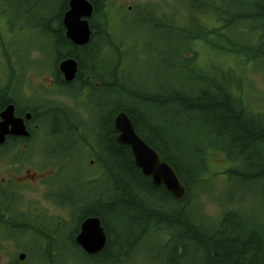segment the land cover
I'll list each match as a JSON object with an SVG mask.
<instances>
[{"label":"trees","instance_id":"16d2710c","mask_svg":"<svg viewBox=\"0 0 264 264\" xmlns=\"http://www.w3.org/2000/svg\"><path fill=\"white\" fill-rule=\"evenodd\" d=\"M87 1L94 5V13L89 20L90 41L82 48L67 41L55 25L67 3L59 5L55 15L42 7L27 13L36 16L33 28L49 42L50 51L39 54L53 55L50 67L45 59L34 65L54 70L57 80H61L58 60L71 58L78 66L81 86L67 93L75 97L72 108L64 112L60 105L54 109L62 112L51 117L62 121L66 133H73L75 139L69 146L83 144L102 178L111 183L101 193L72 201L71 216L76 222L72 248L86 264H126L146 239L159 235L163 245L149 261L152 264H264V219L258 217L264 213V101L259 109L254 106L247 68L264 60V0H226V5L225 0H204L201 8L213 25L202 24L191 11L183 25H160L173 38L156 52L173 74L167 87L159 90L126 84L117 59L110 69L100 65L96 57L101 52L110 50L117 56L121 52L110 32L109 18L105 13L99 18L106 0ZM190 9L194 11V6ZM203 46L221 61L202 66L198 55ZM232 58L240 68L229 65ZM90 92L96 104L89 102ZM83 110L89 117L103 112L86 135L79 116ZM120 112L126 113L136 134L176 172L187 189L184 200L177 202L164 188H154L135 167L129 148L116 143L113 119ZM216 155H223L227 164L222 173L211 170ZM207 175L225 176L227 183L245 195L239 202L227 201L228 207L216 219H201L195 213ZM258 200L254 208L258 214H247V203L251 206ZM88 217L99 218L107 238L104 250L95 256H87L74 243L81 221Z\"/></svg>","mask_w":264,"mask_h":264},{"label":"rangeland","instance_id":"374dc122","mask_svg":"<svg viewBox=\"0 0 264 264\" xmlns=\"http://www.w3.org/2000/svg\"><path fill=\"white\" fill-rule=\"evenodd\" d=\"M56 1L23 0L18 6L21 8L20 11L22 12L18 14L19 18L17 23H13L10 30L6 27L5 29L1 27L2 37L6 38L4 43L8 45V42H10L11 46L17 48L21 55L19 57V64L25 66L30 63V60L34 61L33 63L37 62V64H39L40 61H44L45 59L50 66L53 55L50 53L48 57H45L39 54L41 50L50 51L49 42L45 39L46 36L42 32L33 28L36 23V16L34 14L27 15L26 9L34 4L36 8H44L47 14L55 15L60 11V8L56 6ZM62 1L63 0H59L58 3ZM189 1L190 0H106L104 8L101 9L102 12H100L99 18L102 17V13H105L106 17L109 18L112 28L110 32L113 34L114 42L120 48L121 55L117 56L110 50H108L106 54L101 52L100 55L96 57L100 65L104 64L106 69H110L112 67V62L117 59V62L122 64L120 71L125 76L126 84L135 88L141 87L142 89L153 88L154 90H159L160 87L166 88L168 85V78L172 76L173 73L167 66L159 61V55L156 51L159 48L163 49L169 46V39L173 38V34L162 29L160 25H165V23H170L173 27L183 25L187 22L186 17L189 15L190 11L195 13L196 19L202 24L209 23L213 25L214 23L212 18H206L204 16V11L201 8L204 0H194V4L192 0ZM224 5H226V0ZM144 6L152 8L148 13L134 11L136 9H143L145 8ZM192 6H194V11L190 9ZM11 46H8L7 50L5 47L0 46V56L2 52L4 54V52L11 50ZM198 60L199 63L205 67H210L212 63L216 65L221 61V59L217 60L216 54L206 46L200 47ZM228 63L233 68L236 66H238V68L241 67L233 58L228 59ZM43 65L44 64H41V66L35 68V70L29 65L26 69L29 72L25 76L27 79L24 81V86L28 97L31 96L29 90L30 85H36L40 91H47V88H50V81L48 79L50 76L49 73L45 71H50L51 69L49 68L50 70H47V67H43ZM247 68L251 71L248 78L252 86V101L254 106L258 108L261 106L262 101H264V60L255 63V65L250 64ZM12 70V65L6 64L5 71ZM31 70L33 71L31 72ZM30 77L35 80L36 84L29 80ZM50 91H52L50 93L54 95L49 97V100L52 101L56 107L62 105L68 109L72 108V102L56 94V89L53 91V89L50 88ZM102 113L98 115L94 114L93 117L90 116L83 120L85 124L84 134L90 132L96 119ZM79 116L83 119L87 116V113L83 110L82 114H79ZM65 128L66 126L62 125L53 127L48 125L47 129L52 131L55 135H51V137L47 136L46 141H52L56 148L65 140L70 143L72 140L62 131ZM77 146L79 147L80 144ZM81 149L83 153H86L87 148H85V146H81L80 151ZM86 155L88 157L86 165L84 156H73L70 164L61 171V174L58 173V170L52 171V173L44 179V182L41 183L40 181V183L36 185L35 197H30L28 193L24 194V199L26 200L31 198V200L38 199L40 201V199H44L46 194L50 192L55 203L71 202L68 208L66 207L63 209L57 205L55 206L52 202L45 204V202H47L45 199L42 201L44 207L48 210V216L50 218L52 217L55 220L54 222L52 218L50 219L51 221H48L41 212L38 216L29 214V218L34 221L33 223H36L37 226H40V224L49 225L50 228L54 230L55 236L49 240V244L47 242L45 243L46 238H27L23 237L21 233L15 235L11 228L7 231V233L10 235L12 234L16 240L22 238V240L19 241H22L24 252L28 253L27 258H29L28 262H30V264H86V260L83 258L82 254L71 246V236L76 228V222L71 217L72 201L85 200L94 196L97 192L101 193L106 186H111V183L108 184L106 180L102 178L100 168L92 165L93 160L90 159L89 153ZM214 159L215 163L211 166V170L215 173H222L227 167V164H224L223 155H216ZM67 160L69 161V159ZM36 162L40 167L46 161L38 158ZM213 174L214 173H212V175ZM210 177L208 175L205 177L206 183L198 192L199 197L195 203V213L197 217L199 216L201 219H216L228 207L226 206L227 201L233 203H235L234 201L239 202V200L244 199L243 197L245 196L241 190L233 187L232 182L229 181L227 183L225 176L218 175ZM226 189H228V191ZM245 199L246 202L250 200L248 195ZM258 204L259 200L251 206L247 203L246 213L250 215L258 214V208L254 209ZM233 206L238 207L236 204ZM259 215L264 219V213L259 212L258 217ZM32 221L29 222L32 223ZM62 222L65 223L62 224ZM45 236H47V234ZM4 241L0 238L1 262L8 264L11 263L12 259L15 260V258H17L16 256L19 250L16 244L12 243L13 241ZM162 245L163 239L159 235L157 237H150L149 240L146 239L138 250L135 251L132 256L133 258L128 263L152 264L149 261L155 257ZM4 251L6 252L5 255H3ZM42 254L44 255L42 256Z\"/></svg>","mask_w":264,"mask_h":264},{"label":"flooded vegetation","instance_id":"af4514ba","mask_svg":"<svg viewBox=\"0 0 264 264\" xmlns=\"http://www.w3.org/2000/svg\"><path fill=\"white\" fill-rule=\"evenodd\" d=\"M59 1V0H58ZM70 0H63L58 3L60 8L63 3H67V9L63 11L61 21L55 23L57 27L63 30L65 35V28L63 26V16L68 11ZM23 0H0V29H11L13 23H17L18 14H21V8L18 6ZM61 5V6H59ZM37 11L36 6L33 4L26 9V12L35 13ZM14 12V13H13ZM4 15V17H3ZM0 46L5 47L7 50L11 43L8 45L4 43L5 37H2V29L0 32ZM73 46L82 48L84 46H76L69 39H67ZM12 47V46H11ZM1 50V49H0ZM20 53L17 48L12 47L7 52H2L0 56V124L5 123L1 118V114L9 107H13V117L21 120L24 133H13V129L10 125L4 129H0V238L2 241H9L15 243L18 247L17 258L12 259L8 264H30L27 258L28 253L24 252L22 248V241L16 240L12 234H8L9 228L13 230V233L23 235L27 238H46L52 239L55 236V232L49 225L40 224L37 226L29 218V214L38 216L41 212L44 217L51 221L48 216V210L44 207L42 201L45 199L48 202H52L55 206L61 208H68V203L58 202L55 203L52 199L50 192L46 194L44 199H24V194L28 193L30 197L36 195V185L44 182V179L52 173V171H61L70 164L73 156L82 155L80 146H75L72 150L67 148L69 144H62L55 147L52 141H46V137L52 131L47 129L48 125L53 127L56 125H62V121L56 120L51 116H55L54 107L55 104L49 100V97L54 95L50 93V88L53 91L56 89L60 96L66 98L67 93L75 91L81 86V82L77 79L76 70L75 77L72 81H66L62 73L61 80H57L56 72L45 71L49 73L48 79L50 88L47 91H40L35 85H30L29 90L31 96L26 95L24 81L27 79L25 76L29 72L26 70L29 65L35 70L37 66L34 65V61H29L27 65L19 64ZM31 56V55H30ZM29 56V57H30ZM64 59L58 60L60 64ZM37 63V62H35ZM6 64H10L13 67L12 71H5ZM57 64V67H58ZM51 66V65H50ZM49 66V67H50ZM44 67V66H43ZM78 67V66H77ZM54 69V67H53ZM59 69V67H58ZM31 70V72L33 71ZM29 80L36 84L35 80L30 77ZM40 91V92H39ZM64 95H62V94ZM75 93V92H73ZM91 103L96 104V97L92 92ZM46 96V97H44ZM70 123V121H68ZM54 123V125H53ZM70 148V146H69ZM41 158L46 162L42 166H38L36 159ZM69 159V161L67 160ZM23 198V199H22ZM29 221H32L30 223ZM52 221L55 220L52 218ZM65 222H62V224ZM33 230V231H31ZM47 236H45L46 234ZM4 241V242H5ZM26 253V255H25ZM6 252H3L5 255ZM44 254H42L43 256ZM26 261V262H25ZM0 264H7L1 262Z\"/></svg>","mask_w":264,"mask_h":264},{"label":"water","instance_id":"95a60500","mask_svg":"<svg viewBox=\"0 0 264 264\" xmlns=\"http://www.w3.org/2000/svg\"><path fill=\"white\" fill-rule=\"evenodd\" d=\"M93 12V6L87 0H70L69 9L63 16V26L66 37L76 46H84L90 40V28L88 19ZM59 69L66 81H72L76 74L75 60L68 58L59 64ZM1 118L6 121L0 124V129L10 125L13 133H24V127L19 119L13 117V107L7 108ZM116 131L115 141L118 145L129 148L135 167L141 174L150 179L154 188H164L175 201H182L187 190L182 185L176 172L166 162L160 159L155 150L149 147L145 141L136 134L134 126L124 112L115 115L113 119ZM75 244L81 250L94 255L101 252L106 244V236L100 220L95 217L85 219L76 235Z\"/></svg>","mask_w":264,"mask_h":264}]
</instances>
